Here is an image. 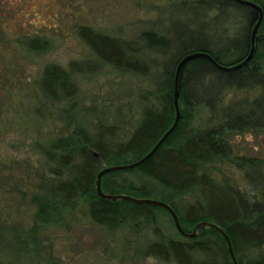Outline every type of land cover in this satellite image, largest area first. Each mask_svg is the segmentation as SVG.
Wrapping results in <instances>:
<instances>
[{"label": "rangeland", "instance_id": "obj_1", "mask_svg": "<svg viewBox=\"0 0 264 264\" xmlns=\"http://www.w3.org/2000/svg\"><path fill=\"white\" fill-rule=\"evenodd\" d=\"M0 2L4 9H0V40L4 41L3 50L7 46L0 53L6 73L3 82L0 78V264H178L170 253L164 260L148 252L158 242L171 241L179 250L190 243L162 210H155L153 219L107 227L93 222L88 203L81 199L74 208L58 210L52 223L36 220L38 199L48 196L65 179L58 175L62 171L57 157L49 159L46 154L59 138L78 136L79 132L88 137L110 132L112 144L118 146L128 142L142 125L146 109L163 110L157 80L172 50L145 52L150 75L139 78L101 62L82 41L78 29L88 27L124 41H142L141 34L148 31L172 42L180 40L185 31L203 34L216 48H229L230 54L221 58L225 66L238 59L240 51L232 53L229 40L245 27L246 13L228 8L226 3L212 6L201 0ZM261 33L264 43V27ZM30 38L46 40L48 49L29 51L25 42ZM179 46H174V54L181 51ZM258 54L253 65L261 66L263 80L258 85L222 91L208 89L209 84L204 83L194 94L198 105L187 129L217 128L224 113L251 112L250 105L264 98V45ZM50 65L70 72L78 90L74 99L53 104L43 96L39 84L43 70ZM254 115L248 126L226 136L233 152L228 159L219 158L201 167L199 175L204 177V185L210 186L209 192L195 190L173 201L178 215L191 212L200 217L204 200L210 197L207 207L211 210L220 199L236 204L240 197L248 205L261 203L264 111ZM182 139L176 138V142ZM249 161L254 163L251 167ZM134 175L125 173L124 179L134 182ZM158 193L144 199L161 200L163 193L160 189ZM191 255L187 264H211L203 254L193 251ZM252 255L264 256V245Z\"/></svg>", "mask_w": 264, "mask_h": 264}, {"label": "trees", "instance_id": "obj_2", "mask_svg": "<svg viewBox=\"0 0 264 264\" xmlns=\"http://www.w3.org/2000/svg\"><path fill=\"white\" fill-rule=\"evenodd\" d=\"M201 2L221 7L226 3L228 8L246 13L245 27L241 29V26L237 36L229 40L232 53L240 51L236 61L244 59L250 48V32L256 23L252 20L257 12L234 0H201ZM242 19L244 21V18ZM243 21H240L241 25ZM263 27L264 23L257 31L254 56L243 68L233 72H223L205 58L193 59L185 64L178 77V101L181 116L172 135L164 141L153 157L141 166L131 171L112 172L101 178V190L109 195L127 194L144 198L154 193L160 195L158 193L160 189L161 194L163 193L160 201L169 204L174 209L185 233L190 234L200 221L216 224L230 239L238 264H264V256L252 255L255 248L264 245V195L260 204L253 202L250 205L240 197L236 199V204L234 200L227 201L223 197L226 202L224 199L218 200V204L214 205L215 208L212 210L207 207L212 198H207L204 200L205 210L200 217L191 212L178 215V209L173 201L195 190L209 192L210 186L204 185V177L199 175L201 167L219 158L228 159L233 153L226 140L228 133L248 126L257 111H264V98H259L250 105L251 112H246L244 115L240 111L224 113V121L217 128L205 131L187 129V122L190 124L198 105L194 94L204 86V83L209 84L208 89L213 87L222 91L226 88L231 89L233 86L258 85L263 80L261 66L253 65L260 56L258 50L264 45L261 38ZM78 30L82 41H85L101 62L117 71L130 73L139 78L150 75L149 62L143 57L145 52L172 50V56L166 62L161 78L157 80L161 96L159 102L163 110L159 112L154 108L146 109L142 125L135 130L128 142L118 146L112 144L110 132L99 131L96 135L89 137L79 132L78 136L59 138L51 147V151L46 154L49 155V159L57 157L62 171L58 175L65 179L59 181L49 191L48 196L45 195L38 199L36 220L44 224L52 223L58 210L67 207L74 208L77 201L81 199L88 203L91 219L100 226L114 227L127 222H136L135 220L142 218L153 219L155 210H165L149 205L138 206L125 201L111 202L100 199L95 191V177L102 166L130 164L142 159L154 148L164 132L172 126L175 117L173 105L175 67L182 56L192 52H206L222 65V55H229V48L218 49L203 34L193 35L188 31L183 32L180 40L172 42L167 37L158 36L153 31L143 32L140 36L142 41H124L97 33L84 26ZM173 43L174 46L182 47L177 54H174ZM25 44L29 51L36 52H42L49 47L46 40L39 38H30ZM42 75L39 84L41 92L53 104L69 101L77 96V85L72 81L70 72L57 65H50L43 70ZM254 117L259 116L254 115ZM181 137L183 139L176 142V138L181 139ZM251 161H249L250 167L254 164ZM125 173L135 174L134 182L124 179ZM221 193L225 196L223 192ZM189 240L190 243H185L183 250H179L177 244L169 241L167 244L160 242L154 244L148 248V252L164 260L169 258L170 253L178 264H187L193 251L206 256L209 260L207 262L211 264H233L226 239L217 231L200 230L195 238Z\"/></svg>", "mask_w": 264, "mask_h": 264}, {"label": "water", "instance_id": "obj_3", "mask_svg": "<svg viewBox=\"0 0 264 264\" xmlns=\"http://www.w3.org/2000/svg\"><path fill=\"white\" fill-rule=\"evenodd\" d=\"M235 2L239 3L240 5H245L248 6L250 8H252L254 11L258 12V17L257 20L255 21V25L253 26V28L251 29V37H250V48L248 53L246 54V57L244 59H240L238 61H236L233 64L230 65H225L222 66L219 63H217V61L211 57L208 53L206 52H192L191 54H187L182 56V58L178 61V63L176 64L175 67V74H174V85H173V105H174V112H175V117H174V121L172 126L166 130L164 132V135L157 141V143H155L154 148L152 150H150L147 154H145L143 156L142 159L138 160V161H134L133 163L130 164H122V165H111V167H107V166H102L101 170L97 173L96 177H95V191L97 196L100 199H104L107 201H121V202H128L132 205H138V206H152V207H159L161 209H164L165 211H167L171 217V220L173 221L175 230H177L178 233H180L181 236H183L184 238L187 239H192L195 238L196 235L198 234V232L200 230H215L218 233L221 234V236H223L224 239H226L227 242V249L229 251V255H230V259L232 260L233 264H238L237 260L235 259V255L233 252V249L231 247V242L230 239L227 237V235L225 234V232L223 231V229L219 228L216 224L214 223H210L207 221H200L199 223H197L194 228L193 231L188 234L185 233L184 230H182L181 224H180V220L178 219L174 209L171 208V206L169 204H166L158 199L154 200V199H149V198H137V197H132L129 196L127 194L124 195H120V194H113V195H109V194H105L102 190H101V178L107 174H110L112 172H122V171H131L134 168H137L139 166H141L142 164H144L145 161L151 159L153 157V155L155 154V152L164 144V141L167 140L173 133L174 129L177 127V125L179 124V120H180V116H181V112H180V106H179V90H178V77L179 74L182 70V67L187 64L190 61H193V59H197V58H205L206 60H208L213 66L217 67V69H219L220 71L223 72H233L236 71L237 69L243 68L246 66V64L253 58L254 53H255V49H256V37H257V31L262 23V19H263V11L261 9V7L256 4L255 2L252 1H248V0H234Z\"/></svg>", "mask_w": 264, "mask_h": 264}, {"label": "flooded vegetation", "instance_id": "obj_4", "mask_svg": "<svg viewBox=\"0 0 264 264\" xmlns=\"http://www.w3.org/2000/svg\"><path fill=\"white\" fill-rule=\"evenodd\" d=\"M249 1L255 2L256 4H258V5L261 7V9H262V11H263V19H262V23H261L260 26H262V24L264 23V3H263L262 1H260V0H249ZM3 5H4V4H3ZM1 6H2V3L0 2V9H2ZM2 10L4 11V9H2ZM255 12H257V11H255ZM257 17H258V12L255 14V16H254L252 22H255L256 19H257ZM14 43H15V42H14ZM14 43H13V44H14ZM3 44H4V41H3V40H0V53H2V50H3ZM9 44H10V43H9ZM11 45H12V44H10V46H11ZM6 48H7V46H6ZM6 48H4V50H5ZM4 50H3V51H4ZM5 75H6V73H5V67L2 66V65L0 64V78H1L2 82H3L4 79H5Z\"/></svg>", "mask_w": 264, "mask_h": 264}]
</instances>
